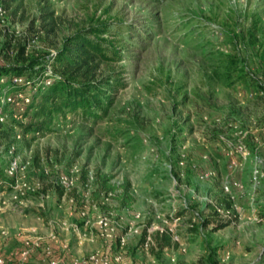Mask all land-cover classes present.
I'll use <instances>...</instances> for the list:
<instances>
[{"label":"rangeland","instance_id":"obj_1","mask_svg":"<svg viewBox=\"0 0 264 264\" xmlns=\"http://www.w3.org/2000/svg\"><path fill=\"white\" fill-rule=\"evenodd\" d=\"M76 35L100 42L108 56L88 81L96 97L74 110L52 100L57 111L40 113L35 91L58 75L53 57ZM31 61L43 73L35 83L0 87V99L13 100L0 111V129L8 132L0 137V201L20 191L0 212L4 251L16 247L21 231L43 236L51 226L71 248V233L56 226L62 221L100 244L94 224L111 213L123 226L117 239L137 230L120 251L150 264H221L226 253L223 264H264V177L253 192L250 185L254 168L264 174V0H21L0 22V66ZM239 145L244 159L226 155ZM10 158L19 167L12 175ZM204 172L213 176L200 181ZM96 173L114 185L126 180L152 199L154 207L134 205L151 218L141 221L138 211L118 210L115 198L93 196ZM60 176L71 177L67 190L54 184ZM224 185L236 219L214 231L220 223L211 203L225 206ZM178 192L189 211L179 206L168 216ZM204 219L211 220L206 228ZM169 231L177 242L158 249L150 236Z\"/></svg>","mask_w":264,"mask_h":264},{"label":"built area","instance_id":"obj_2","mask_svg":"<svg viewBox=\"0 0 264 264\" xmlns=\"http://www.w3.org/2000/svg\"><path fill=\"white\" fill-rule=\"evenodd\" d=\"M6 14V9L2 2L0 1V22ZM7 79V80H6ZM29 85L30 82L19 76H11L5 78L0 76V87L5 89L14 88L20 85ZM13 100L10 96L0 99V111L2 105L12 103ZM0 118V122H1ZM11 151L9 152V154ZM235 153L236 155L244 159L246 157L245 149L243 145L236 146L235 149L228 150L227 154L231 157ZM233 164V163H232ZM230 164V165H232ZM19 169L17 161L15 158H10L8 161L7 174L12 175L15 171ZM211 172H204L198 175L200 181L207 180L209 177H212ZM264 177V174L254 168L251 172L250 185L251 190L258 186L259 179ZM56 186L60 187L62 190H67L71 186V177L69 176H60L54 183ZM237 189H240L239 185H234ZM16 189V188H15ZM221 192L224 198L226 199L228 206H221L211 203V212H213L217 218V222L220 224H231L233 220L236 219L234 213H236V208L232 203V197L228 191L226 185L221 187ZM20 195L19 190H15L11 193L9 200L0 201V212L6 209L9 205L8 201H14ZM114 194L108 193L107 197H112ZM183 210H188L187 204L181 206ZM212 213V214H213ZM86 216V210L84 207L78 212V218L82 221L84 229L87 228V221L84 220ZM95 229L97 230V237L100 240L101 248L90 252L89 254L83 257H76L72 255L71 248L67 242L59 240L56 236L51 233L52 226L49 227L45 235H40L35 229H29L21 231L17 239V245L15 248L6 252L3 250V245L7 242V232L5 229H0V264H131L128 263L123 256V253L120 251L124 246V241L126 236L131 234H137L136 229L127 228L126 233L120 238L117 239V232L123 229V226L114 220V216L111 213L102 215V217L95 222ZM58 228L69 231L73 236L74 240L79 243L82 241H87L92 243V236H87L81 233V228L75 224H68L66 221L59 222L56 225ZM89 228V227H88ZM155 229V228H154ZM153 229V230H154ZM152 230V231H153ZM149 232V231H147ZM170 242H177L176 236L173 232L166 233ZM117 239V240H116ZM113 245L118 246L116 252H112L110 247ZM149 244V235H146L143 246ZM228 257L227 254L223 256L220 260L221 263H224ZM133 264H150L146 261L135 262Z\"/></svg>","mask_w":264,"mask_h":264},{"label":"trees","instance_id":"obj_3","mask_svg":"<svg viewBox=\"0 0 264 264\" xmlns=\"http://www.w3.org/2000/svg\"><path fill=\"white\" fill-rule=\"evenodd\" d=\"M4 5L5 9H10L11 14H15L21 8V0H0ZM13 5L12 8L10 6ZM44 10V8H42ZM45 20L53 25V20L51 19V14L45 12L41 14ZM21 55L19 51L18 56ZM108 56L105 54L104 49L100 42H92L85 37L80 35L74 36L71 40H66V45L62 50H60L54 57L53 61L57 67L58 75H54L51 83L42 86L40 90L35 91V95H38L39 102L36 104L43 113L46 110L47 115L50 116L52 111H57L56 108H52L49 101L60 100L64 102H59L63 107H69L70 110H74L77 106L81 109H86L89 106V99H94L96 97V90L94 85L88 82L95 73L97 69V61H105ZM23 61V60H22ZM37 61H31L26 65V67H6L0 66V76L9 78L11 76H19L29 81L30 83H35L36 79L43 74L41 71H34L32 68L34 63ZM10 75V76H8ZM76 82L82 83L77 85ZM90 92V97H87V93ZM65 99V100H64ZM96 101V100H93ZM59 104V105H60ZM39 113V112H38ZM45 121H41L36 124H32L34 132H38L43 128ZM30 126V125H29ZM8 132L0 129V137H6ZM96 188L93 192V196H106L108 193L114 194L112 197L116 199L118 210H129L134 200L130 195V185L126 180H122L120 184L114 185L110 184L112 179L111 176L102 175L96 173ZM225 201L223 200V203ZM228 206V203H224ZM212 215H215L214 213ZM211 221V220H210ZM210 221L204 219L201 221V227L206 228ZM227 224H218L213 230H219L226 227ZM192 231V230H191ZM139 243L142 244L146 237L144 232L139 236ZM151 241L155 243L158 249H163L168 247L170 244L169 236L164 234H157L150 236ZM217 264V263H212ZM223 264V263H221Z\"/></svg>","mask_w":264,"mask_h":264},{"label":"crops","instance_id":"obj_4","mask_svg":"<svg viewBox=\"0 0 264 264\" xmlns=\"http://www.w3.org/2000/svg\"><path fill=\"white\" fill-rule=\"evenodd\" d=\"M146 191H149V189H146ZM141 194H143V193H140L138 189L133 188L132 185L130 186V195L132 196L134 202L131 205L130 210H126V211H127L128 214L130 213L132 215L134 214V211H138L136 214H138V215L140 214L141 216L139 215V217H141L140 219H142L141 221H143L144 219H146V216L147 215L150 218H151V216L148 214V212H142L139 209H136V206H134V205H136V203H139V202L142 203V201H145V196L146 195H141ZM175 195H176V197L178 199L176 200V199L171 198V201L168 202V206L166 207L165 213H168V216H174V217H176V214H175V210L176 209H175V207L181 206V203L179 201V198H180L179 192L178 193H175ZM149 200H146L145 201L147 203V205H149L150 207L151 206L154 207V205L152 203V199H149ZM149 202H151V203H149ZM152 212H153V210H152ZM154 212H155V209H154ZM160 216H162V214H160ZM154 217L156 219L158 218L157 215H155ZM130 223H131V221H130ZM150 228H153V224H151V227ZM150 228H148L147 230H151ZM117 236H118V232H117ZM100 248H101V245L99 243L98 244L97 243L96 244H94V243L93 244H89V242H87V241H82V242H79V243H77L75 241L74 245L71 247V252H72V255H74L76 257H83V256L87 255L88 253H90L91 250H99ZM223 250H225V249H223ZM225 251L229 252V254H230V251H228V250H225ZM123 256H124V259L128 263H131V261L135 263V262H138V261H141V260H143V261L144 260H148V257H146V256H144L143 258H141L137 254L132 255V254L126 253V252H123ZM223 256H224L223 254L220 255V260L223 258Z\"/></svg>","mask_w":264,"mask_h":264}]
</instances>
